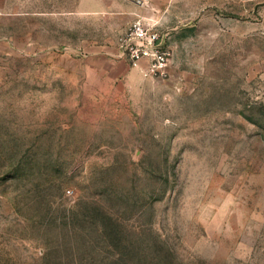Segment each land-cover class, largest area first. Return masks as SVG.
<instances>
[{
    "label": "rangeland",
    "instance_id": "obj_1",
    "mask_svg": "<svg viewBox=\"0 0 264 264\" xmlns=\"http://www.w3.org/2000/svg\"><path fill=\"white\" fill-rule=\"evenodd\" d=\"M0 264H264V0H0Z\"/></svg>",
    "mask_w": 264,
    "mask_h": 264
},
{
    "label": "built area",
    "instance_id": "obj_2",
    "mask_svg": "<svg viewBox=\"0 0 264 264\" xmlns=\"http://www.w3.org/2000/svg\"><path fill=\"white\" fill-rule=\"evenodd\" d=\"M120 55L143 75L166 77L169 74L172 51L165 46L157 28L142 19L133 20L118 40Z\"/></svg>",
    "mask_w": 264,
    "mask_h": 264
},
{
    "label": "crops",
    "instance_id": "obj_3",
    "mask_svg": "<svg viewBox=\"0 0 264 264\" xmlns=\"http://www.w3.org/2000/svg\"><path fill=\"white\" fill-rule=\"evenodd\" d=\"M120 62H122V61H120ZM135 69H137V68H135Z\"/></svg>",
    "mask_w": 264,
    "mask_h": 264
}]
</instances>
